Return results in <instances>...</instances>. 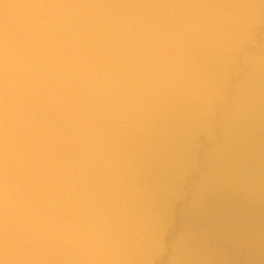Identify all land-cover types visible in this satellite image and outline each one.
Listing matches in <instances>:
<instances>
[{
    "label": "water",
    "instance_id": "water-1",
    "mask_svg": "<svg viewBox=\"0 0 264 264\" xmlns=\"http://www.w3.org/2000/svg\"><path fill=\"white\" fill-rule=\"evenodd\" d=\"M0 264H264V0H0Z\"/></svg>",
    "mask_w": 264,
    "mask_h": 264
}]
</instances>
